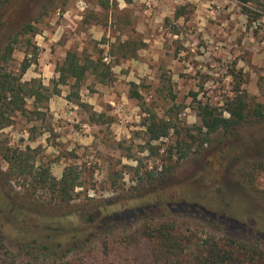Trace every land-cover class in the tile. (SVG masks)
I'll return each mask as SVG.
<instances>
[{
    "label": "rangeland",
    "instance_id": "obj_1",
    "mask_svg": "<svg viewBox=\"0 0 264 264\" xmlns=\"http://www.w3.org/2000/svg\"><path fill=\"white\" fill-rule=\"evenodd\" d=\"M0 1V46L8 34L17 38L7 70L20 74L29 61L21 82L34 79L50 95L45 102L27 99L29 114L12 117L0 129V221L34 232H70L91 226L88 216L97 217L95 226L125 210L187 204L237 225L148 211L126 214L72 247L67 258L136 264L140 254L138 264H144L141 256L152 245L127 247L121 241L143 224L164 220L176 221L197 239L257 241L264 248V165L254 172L250 189L232 174L239 160L259 155L264 124L254 125L250 116L253 126L238 128L236 136L224 138L220 131L201 144L205 129L199 118L200 108L219 112L239 97L249 112L264 108V0ZM28 25L33 32H23ZM68 51L100 63L97 73L90 68L72 90L56 85ZM134 91L139 99L131 97ZM150 122L167 126V136L152 140ZM65 171L76 186L62 198L54 186ZM9 187L44 210L24 209L5 193ZM104 242L109 257L102 255ZM17 247L16 241L5 249L12 254ZM16 256L7 264H32Z\"/></svg>",
    "mask_w": 264,
    "mask_h": 264
},
{
    "label": "trees",
    "instance_id": "obj_2",
    "mask_svg": "<svg viewBox=\"0 0 264 264\" xmlns=\"http://www.w3.org/2000/svg\"><path fill=\"white\" fill-rule=\"evenodd\" d=\"M125 1L129 2V0ZM3 3L0 1V8ZM101 5L106 6L104 4ZM181 15L177 14L176 17ZM4 26L5 21L0 20V36L3 35ZM32 30L33 28L28 25L23 32H33ZM7 37L4 45L0 46V129L9 126L12 117L29 114L26 109L27 99H32L34 102H45L50 98L48 88L40 82L34 79L29 82H21V75L28 69L29 61L28 63H22L20 74L14 75L7 70L6 65L14 51L17 39L16 37H11L10 34ZM99 66V62L81 61L76 53L68 51L62 64L56 70L58 74L56 85L69 86L70 90L78 88L85 79L84 76H86L88 70L92 68L93 72L97 73ZM131 97L140 98L136 91L132 93ZM71 99L69 93L67 100L70 101ZM224 113L228 117H224ZM250 116L255 118L256 124L254 125L262 127L264 124V108L261 105H257L249 112L248 103L242 97L237 98L233 104L227 105L226 108L219 112L208 106L200 108L199 118L202 127L205 129L204 139H202L201 144L205 143L208 136L220 131L224 138L236 136L235 132L238 128L246 125L253 126L249 120ZM147 129L153 134L152 140H158L167 136L169 128L167 126L159 128L154 122H150L147 125ZM15 161L17 162L15 167L20 169L22 167L21 156L18 155ZM238 163L240 165L235 170L233 169L232 174L238 178L239 182H242L244 187H246L245 183H247V188L250 189L252 185L248 184L252 182L251 178L254 172L264 165V146L256 158H244L239 160ZM11 172H13L12 169ZM56 184L58 186H54L56 187L55 190L63 198L69 193L68 191H73L76 186V178L66 175L65 171L61 182ZM5 193L24 209L36 212L44 210L27 197L10 189V187L5 190ZM125 211L104 216L98 219L95 226L92 225H94L97 217L88 216L86 221L91 226L70 232H61L56 229L34 232L2 220L0 221V251L4 248L3 253L5 254L3 258H0V264H7L9 259L17 260L16 254H19L22 258L24 256L28 257V261L32 264L44 262L45 260L48 261V264H97L93 256L68 260L67 253H70L72 247L91 241L101 229L103 230L105 227L117 224L120 218H124L126 214H130L129 218L140 217L143 211H148L155 215L167 213V215L194 216L208 223L223 227L237 225L233 219L215 217L200 207L187 204L147 205L145 208ZM177 224L176 221L172 220H164L153 225L143 224L140 229L134 232L135 235L125 237L121 243H124L127 247L131 245L136 247L139 244L145 245L146 243L152 245L146 255L143 256L141 254L144 264H264V248L257 241L248 242L234 238L213 236L197 239L188 230L179 229ZM260 236L262 235L256 234V237L262 240ZM16 241L18 247L13 252L16 254H11L8 250L13 247ZM107 254L108 247L106 242H104L102 255L109 257ZM139 255L134 258L136 264L140 260Z\"/></svg>",
    "mask_w": 264,
    "mask_h": 264
}]
</instances>
